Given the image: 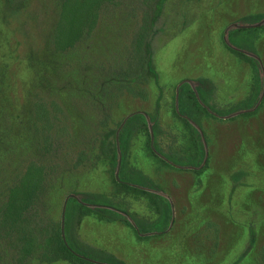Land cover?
Instances as JSON below:
<instances>
[{
    "label": "rangeland",
    "instance_id": "374dc122",
    "mask_svg": "<svg viewBox=\"0 0 264 264\" xmlns=\"http://www.w3.org/2000/svg\"><path fill=\"white\" fill-rule=\"evenodd\" d=\"M66 1L0 0V208L30 164L43 169L29 215L44 245L23 264H73L48 260L42 235L72 194L135 225L76 211L68 238L93 262L264 264V29L257 72L223 39L230 23L264 12V0H103L93 26L64 20L75 3ZM143 32L148 45L138 43ZM257 75L262 96L247 114ZM184 79L205 90L208 105L193 134L176 113ZM136 113L147 117L126 122ZM131 175L160 197L115 181ZM2 219L0 264H19L18 235Z\"/></svg>",
    "mask_w": 264,
    "mask_h": 264
},
{
    "label": "trees",
    "instance_id": "16d2710c",
    "mask_svg": "<svg viewBox=\"0 0 264 264\" xmlns=\"http://www.w3.org/2000/svg\"><path fill=\"white\" fill-rule=\"evenodd\" d=\"M12 0H9L11 2ZM103 0H68L66 2L76 3L78 2V10L73 9L74 4L71 7L66 8L63 7V19L68 20L74 16L77 23L82 26L84 24H89L93 26L94 22L97 19V11L96 6ZM65 2V3H66ZM76 10V12H75ZM75 14V15H74ZM244 20V21H243ZM242 21H235L230 23L226 31L223 34V39L225 45L230 49L233 53L240 56L242 59L246 60L253 68L254 71L262 70V64L260 60V56L256 49V40L261 32L264 29V12H256L249 14L243 17ZM77 25V26H79ZM71 29V34H77L79 27ZM64 28H58L56 31V42L58 45L65 46L66 42L64 41V32L61 31ZM143 30H146V26H143ZM140 38L138 39V43L144 45L146 36L145 32L140 33ZM147 65L148 68L155 73L153 69L152 62V50L150 48L147 49ZM259 75L254 76V86L251 91L250 101L246 109H243L245 113L249 114L253 112L256 108L255 102H253L256 98L262 96L260 94V83L261 79L258 78ZM195 80L193 79H184L178 85V100L179 104L176 110L178 116L183 120V122L187 125V127L192 130V134L195 133V129L198 130L200 123L197 121L199 111L208 110V105H204L203 101L206 100L205 90L200 86L194 85ZM190 85L193 87L191 88ZM189 90L186 92V98H180V93L185 92L188 88ZM263 93V92H262ZM256 99V100H257ZM260 100V98H259ZM258 100V103H259ZM206 102V101H205ZM197 115V116H196ZM141 116L146 118V114L144 113H136L132 114L127 118L126 122H130L134 118ZM127 131V125H125L121 129V133L119 134V140L124 135V132ZM199 133L201 134L200 130ZM151 137V136H150ZM197 140L193 136V148L197 149ZM112 150V160L114 164L117 166L119 159V148L117 144L111 146ZM150 149H153L152 141L149 142ZM198 153V149L196 150V154ZM125 173V172H124ZM126 174H124L125 177ZM121 176V175H120ZM123 178V176H121ZM128 181L119 180L118 176H115V181L122 187L127 189H141L140 191L152 193V198L160 197L158 191H149L146 189L148 186L141 185L137 179L136 175H131L127 178ZM43 181V169L41 166L36 164H30L23 175L21 176L19 182L10 188V192L8 194L7 200H5L0 208V213L2 214V222L5 227L9 230L14 231L18 235L19 239V248L17 261L19 264H23V262H31V259L34 256V252L40 247V244L44 245V242L39 240V235L32 232L31 229V217L30 213L34 209L36 202L40 195V189L42 187ZM153 189V188H152ZM91 211L94 210L98 212V215L107 220H114V215H122L120 216L122 220L131 225L135 226L131 219L127 218L117 209L110 207L107 203L99 202L96 199L85 198L80 200L77 194H72L67 197L64 209L62 220L58 222H52V232L47 234H42L45 238V253L48 256V260H57L59 258L69 259L73 262V264H108L104 262H93L90 258L87 257L84 253L76 249L68 238V224L73 214L78 211L79 217H82L85 210ZM4 228V227H3ZM27 228L29 231H27ZM116 264V263H113Z\"/></svg>",
    "mask_w": 264,
    "mask_h": 264
}]
</instances>
